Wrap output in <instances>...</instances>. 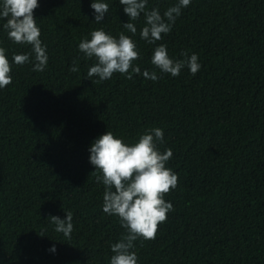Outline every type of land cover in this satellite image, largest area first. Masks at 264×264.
I'll use <instances>...</instances> for the list:
<instances>
[{"label": "trees", "instance_id": "obj_1", "mask_svg": "<svg viewBox=\"0 0 264 264\" xmlns=\"http://www.w3.org/2000/svg\"><path fill=\"white\" fill-rule=\"evenodd\" d=\"M92 2L38 0L43 72L12 61L30 46L10 41L0 20L13 81L0 89V264H110L124 229L103 212L89 148L107 130L133 143L152 127L164 131L161 151H173L167 166L178 185L164 197L174 211L156 238L135 242L138 264H264V0H191L156 44L140 38L142 14L137 33L125 32L141 73L99 83L78 45L99 28L118 38L129 18L119 0H105L96 24ZM175 3L147 7L163 14ZM160 44L174 59L198 55L200 71L161 74L151 63ZM68 211L70 239L48 221Z\"/></svg>", "mask_w": 264, "mask_h": 264}, {"label": "clouds", "instance_id": "obj_2", "mask_svg": "<svg viewBox=\"0 0 264 264\" xmlns=\"http://www.w3.org/2000/svg\"><path fill=\"white\" fill-rule=\"evenodd\" d=\"M124 14L129 18L122 24L124 31L113 36L103 28L90 33V39H81L79 51L87 60L94 63L88 69V77H98L97 83L109 80L114 74L126 75L131 80L133 74H140L141 69L134 62L140 57L137 43L125 32L137 33L135 21L141 15L144 26L140 38L148 44H156L172 31L182 10L191 4V0H176L163 14L160 9L147 7L148 0H119ZM39 7L38 0H0V20L7 37L14 44L28 45L27 53L12 55L16 65L33 62V71L43 72L48 64L47 45L41 40V30L34 18V10ZM94 10L96 24H101L109 12V4L105 0H93L90 4ZM6 49L0 47V89L12 84V66L6 56ZM184 59L170 57L167 45L160 44L154 48L151 63L161 74L178 77L184 68L191 74H197L201 69L199 57L196 54H181ZM78 72L79 66L73 61L69 68ZM145 79L157 81L161 77L156 71L145 70ZM164 142V131L159 127L146 129L138 140L126 143L117 138L112 131L98 137L90 146L89 162L95 171L98 184H103L102 209L105 214L116 216L124 232L119 241L111 245L113 255L110 264H138L135 242L149 241L156 238L158 228L166 222L168 214L174 211L171 202L165 200V195L178 185V175L167 166L173 156L171 148L163 151L160 145ZM65 219L50 216L48 221L55 225L54 230L70 239L73 232V213H65ZM51 251L55 252L53 247Z\"/></svg>", "mask_w": 264, "mask_h": 264}]
</instances>
